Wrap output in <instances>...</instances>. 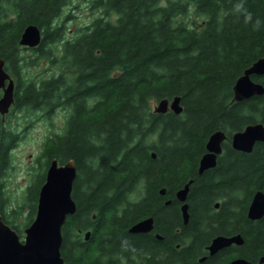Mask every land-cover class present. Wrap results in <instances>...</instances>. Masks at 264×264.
I'll list each match as a JSON object with an SVG mask.
<instances>
[{
	"label": "trees",
	"instance_id": "trees-1",
	"mask_svg": "<svg viewBox=\"0 0 264 264\" xmlns=\"http://www.w3.org/2000/svg\"><path fill=\"white\" fill-rule=\"evenodd\" d=\"M71 1L0 0V59L17 78V103L33 115L67 112L63 132L46 139L37 159L43 173L26 191L27 225L48 163L72 160L76 212L62 228L65 263L126 264L136 257L134 264H227L241 257L258 264L264 216L250 221L246 212L253 194H264V142L242 153L230 139L264 120V94L233 101L236 81L264 57V0H90L97 16L65 38L70 16L58 20ZM28 25L42 31L33 49L19 45ZM26 50L34 54L30 61ZM42 60L50 75L28 76L27 67ZM251 79L264 87V76ZM176 96L179 115L152 112L153 103ZM216 131L226 135L222 153L198 174ZM10 137L0 123V191ZM190 180L184 225L175 194ZM16 214H5L0 193L2 221L22 238L12 224ZM149 217L153 232H128ZM236 234L240 247L207 255L214 237Z\"/></svg>",
	"mask_w": 264,
	"mask_h": 264
},
{
	"label": "water",
	"instance_id": "water-1",
	"mask_svg": "<svg viewBox=\"0 0 264 264\" xmlns=\"http://www.w3.org/2000/svg\"><path fill=\"white\" fill-rule=\"evenodd\" d=\"M42 40V31L34 26L28 25L24 28L19 45L23 48H36ZM4 61L0 59V90L3 96L0 98V114L4 115L12 103L13 81L4 70ZM264 76V57L258 59L244 74L236 81L233 87V101L241 102L254 96L264 94V87L254 82L251 77ZM6 81L8 82L5 85ZM183 111L180 97L171 100L162 99L154 103L152 112L165 114L172 112L179 115ZM226 135L223 131L212 133L206 142V152L198 161V174L210 170L216 166L217 157L222 153V143ZM231 147L238 152L250 153L257 143L264 142V120L259 123L246 126L241 131L231 135ZM154 157V155H152ZM77 171L74 161L69 160L63 165H58L56 159H52L45 172L44 182L38 190L36 211L32 222L23 229V239L2 221L0 215V264H67L61 257L62 228L68 217L76 212V204L72 199L73 184ZM188 181L183 188L175 194L176 200L181 203L180 212L183 224L188 221V204L186 203L189 185ZM159 194L164 196L165 190L161 189ZM169 202H166V205ZM218 205H215L217 208ZM246 216L250 221L260 220L264 216V194L256 191L248 205ZM153 229L151 217L133 224L128 232L132 234H147ZM90 233L84 234L88 240ZM158 237V236H156ZM243 239L239 234L226 237L218 235L214 237L206 247L209 256L231 245L240 247ZM202 257L199 262H203ZM258 264H264V254L259 257ZM227 264H251L248 260L237 257Z\"/></svg>",
	"mask_w": 264,
	"mask_h": 264
},
{
	"label": "rangeland",
	"instance_id": "rangeland-1",
	"mask_svg": "<svg viewBox=\"0 0 264 264\" xmlns=\"http://www.w3.org/2000/svg\"><path fill=\"white\" fill-rule=\"evenodd\" d=\"M90 0H72L58 20L64 19L66 15L70 18L64 22L66 27L65 38L75 35L79 28L89 25V23L97 16L98 11L90 7ZM22 55L30 61L33 58L32 51H23ZM26 74L28 76L48 77L50 70L47 62L42 60L34 68H28ZM154 103L152 104V108ZM23 115L12 116L14 123L23 124L27 129L24 133L25 137L20 139L17 145L11 149L9 154V164L4 173L2 186V200L4 212L10 215L15 208L17 214L12 219V224L22 230L27 226L29 207L25 202L27 188L30 187L37 177L43 173V169L38 166L37 159L41 156L44 143L48 137L53 134H61L65 128L67 112L56 110L50 115L38 112L30 116L28 121L22 120ZM25 117V116H24ZM17 120V121H16ZM25 123H28L25 124ZM26 125V126H25ZM37 178V179H36ZM23 237V234H22Z\"/></svg>",
	"mask_w": 264,
	"mask_h": 264
},
{
	"label": "flooded vegetation",
	"instance_id": "flooded-vegetation-1",
	"mask_svg": "<svg viewBox=\"0 0 264 264\" xmlns=\"http://www.w3.org/2000/svg\"><path fill=\"white\" fill-rule=\"evenodd\" d=\"M4 70L9 75L10 79L13 81L12 103L9 106L7 112L4 115H1L0 114V123H2L6 127V129L9 132V134L12 136V137H10L9 143H8V156H9L11 149H13L17 145V143L20 141V139H22V138L25 137L24 133H25V131L27 129V126L26 125H25L26 127H24L23 124H20L18 122H16L17 124H13L14 121H13V119H11V117L12 116H19L20 117L21 115H23L22 116L23 117L22 120L23 121L24 120L28 121V119L30 118V116H33V113L31 111V109H32L31 106H29V105H27V106H25V105H19L17 103L18 100H19V99H16L15 98L16 94H18L17 93V90H18V86H19V84L17 82V78L15 76H12V75H10L8 73V71L5 68V65H4ZM7 83L8 82L6 81L5 85H7ZM2 96H3V91L0 90V98ZM25 124L28 125V123H25ZM63 164H59L58 163V165H63ZM48 165H49V163H48ZM48 165H47V167H48ZM47 167H46V169H47ZM46 169H45V172H46ZM45 172H44V177H45ZM2 182H3V178H2ZM0 193H2V188H1ZM1 196H2V194H1ZM166 202H169V204H167V206H169L170 205V200H167ZM178 204H179L178 206L180 207L181 206V203L178 202ZM181 218H182V216H181ZM153 231L154 230L152 229V231H150V232H153ZM172 232L173 233H177L178 232V228H174ZM149 233H147V234H149ZM147 234H144V235H147ZM138 235H141V234H138ZM154 236H158V238H159L158 240L159 241L162 240V238L160 237V235L158 233H154ZM226 237H230V236H226ZM236 247L237 246H235V245H231L228 248H225L223 250H229V249H233V248H236ZM205 251H206V253L208 255V251L206 250V247H205ZM135 262H136V257H135V259L132 262H127L126 264H134Z\"/></svg>",
	"mask_w": 264,
	"mask_h": 264
},
{
	"label": "clouds",
	"instance_id": "clouds-1",
	"mask_svg": "<svg viewBox=\"0 0 264 264\" xmlns=\"http://www.w3.org/2000/svg\"><path fill=\"white\" fill-rule=\"evenodd\" d=\"M241 7H242L241 4H237V5H236V8H237L238 10L241 9ZM245 19H246V20H250V19H251V14H250V13L247 14V15L245 16ZM257 23H259V22H257Z\"/></svg>",
	"mask_w": 264,
	"mask_h": 264
}]
</instances>
